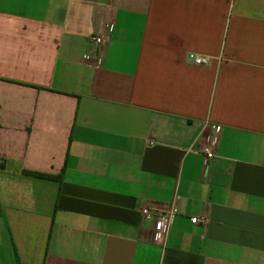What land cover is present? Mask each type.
Instances as JSON below:
<instances>
[{"label":"crops","instance_id":"0c3cea01","mask_svg":"<svg viewBox=\"0 0 264 264\" xmlns=\"http://www.w3.org/2000/svg\"><path fill=\"white\" fill-rule=\"evenodd\" d=\"M0 264H264V0H0Z\"/></svg>","mask_w":264,"mask_h":264},{"label":"built area","instance_id":"2783aa9c","mask_svg":"<svg viewBox=\"0 0 264 264\" xmlns=\"http://www.w3.org/2000/svg\"><path fill=\"white\" fill-rule=\"evenodd\" d=\"M91 41L95 45L96 64L97 66H100L102 64L104 55L105 40L101 35H95L91 37ZM188 59L195 65H204L207 62L206 59L193 54H189ZM219 130V126H212L206 131L205 144L202 148V154L204 155L205 161L213 156V151L217 142V135L219 133ZM139 216L141 226L144 227L145 225H147V227H151L152 230L159 234L160 241L164 242L174 218L173 210L171 208H168L158 213L148 205H145L139 209ZM190 222L193 224H204L206 222V216L204 215L202 217H193L190 219Z\"/></svg>","mask_w":264,"mask_h":264},{"label":"trees","instance_id":"16d2710c","mask_svg":"<svg viewBox=\"0 0 264 264\" xmlns=\"http://www.w3.org/2000/svg\"><path fill=\"white\" fill-rule=\"evenodd\" d=\"M25 174H28L29 176H33V177L40 178V179L49 178L48 175L41 174V173L26 172Z\"/></svg>","mask_w":264,"mask_h":264}]
</instances>
